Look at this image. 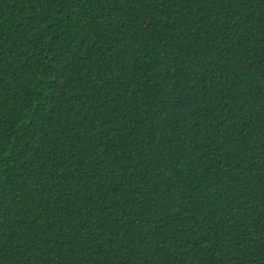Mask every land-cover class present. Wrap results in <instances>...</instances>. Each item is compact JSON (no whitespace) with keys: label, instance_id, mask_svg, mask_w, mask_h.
I'll return each mask as SVG.
<instances>
[{"label":"trees","instance_id":"obj_1","mask_svg":"<svg viewBox=\"0 0 264 264\" xmlns=\"http://www.w3.org/2000/svg\"><path fill=\"white\" fill-rule=\"evenodd\" d=\"M0 264H264V0H0Z\"/></svg>","mask_w":264,"mask_h":264}]
</instances>
